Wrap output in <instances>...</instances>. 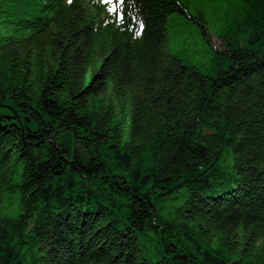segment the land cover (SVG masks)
<instances>
[{
	"label": "trees",
	"instance_id": "obj_1",
	"mask_svg": "<svg viewBox=\"0 0 264 264\" xmlns=\"http://www.w3.org/2000/svg\"><path fill=\"white\" fill-rule=\"evenodd\" d=\"M117 1L0 0V264H264V0Z\"/></svg>",
	"mask_w": 264,
	"mask_h": 264
},
{
	"label": "rangeland",
	"instance_id": "obj_2",
	"mask_svg": "<svg viewBox=\"0 0 264 264\" xmlns=\"http://www.w3.org/2000/svg\"><path fill=\"white\" fill-rule=\"evenodd\" d=\"M189 1L191 2V9H193V6H195V4H198V3L195 2V1H197V0H189ZM205 2H206V0H202V3H201V4H198V5H204ZM212 39H213V43H214L217 47H219V41H218V39H217L216 37H214V36L212 37ZM197 44H198L197 47L200 48V47H201V46H200L201 43L198 42ZM195 58L206 59V58L203 56V53H202V52L198 53V54L195 56ZM2 112H3V111L0 109V114H1ZM2 114H3V113H2ZM8 114H10V116L8 115L6 118L2 119V120H1V123H3L5 120H8L11 116H14L10 108H9V112H8ZM5 116H6V115H5ZM18 118H19V117H18ZM19 119H20V118H19ZM21 123H22V122H21Z\"/></svg>",
	"mask_w": 264,
	"mask_h": 264
},
{
	"label": "snow or ice",
	"instance_id": "obj_3",
	"mask_svg": "<svg viewBox=\"0 0 264 264\" xmlns=\"http://www.w3.org/2000/svg\"><path fill=\"white\" fill-rule=\"evenodd\" d=\"M72 2H73V0H68V3H69V4H71ZM106 2H107L108 4L111 5V4L113 3V0H106ZM120 3H123V0H120ZM109 11H110V12H116L117 9H116L115 7H110V8H109ZM119 19H122V16H118V20H119ZM140 27L143 28V25H141ZM139 34H140V33L137 32V35H139Z\"/></svg>",
	"mask_w": 264,
	"mask_h": 264
},
{
	"label": "water",
	"instance_id": "obj_4",
	"mask_svg": "<svg viewBox=\"0 0 264 264\" xmlns=\"http://www.w3.org/2000/svg\"><path fill=\"white\" fill-rule=\"evenodd\" d=\"M3 106H4V105H3ZM11 111H12L13 115H15L14 117H17V116H16V112H15L14 110H12V109H11ZM4 118H6L5 114H2V113H1V114H0V125H1V120L4 119ZM17 119H18V121H20V119H19L18 117H17ZM23 130H25V129L23 128Z\"/></svg>",
	"mask_w": 264,
	"mask_h": 264
}]
</instances>
